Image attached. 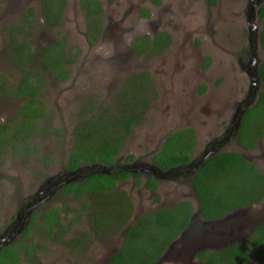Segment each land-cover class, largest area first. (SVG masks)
<instances>
[{
	"label": "rangeland",
	"instance_id": "374dc122",
	"mask_svg": "<svg viewBox=\"0 0 264 264\" xmlns=\"http://www.w3.org/2000/svg\"><path fill=\"white\" fill-rule=\"evenodd\" d=\"M43 1L0 0V76L9 82V91L13 93L23 77L10 59L9 32L13 26L20 24L30 9H34L36 15L34 50L65 38L68 49L74 54L79 49L81 55L69 66L72 78L66 84L58 83L50 74L44 76L47 85L41 100L47 106L52 121L49 125L39 124L38 136L31 142L30 151L33 153L36 150V154L26 161L0 155V230L6 226L12 214L14 195L31 194L37 184L67 163L75 129L85 118L111 106L128 77L147 72L153 80L152 104L146 119L135 129L122 151L124 157L133 155L143 158L145 164L151 163L152 157L160 149L161 140L171 132L192 128L200 145L203 141L208 142L207 133L220 132L226 121L225 116L220 118V129L214 122L203 125L208 112L216 109V105H211L214 101L217 103L218 98L221 105L225 98V112L232 111L235 100L244 95L249 86L248 80L241 76V93L238 97L227 94V86L222 88L231 82L225 81L226 58L231 55L226 47H233L236 43L234 38L242 37L241 24L237 26L236 33L230 36L232 15L239 11L244 0H222L215 7H211L208 0H163L162 7L155 11L149 22L141 16L144 9H151L152 12L148 0H116L113 3L100 0L105 9L104 27L107 33L95 44L88 35V22L80 7L82 0H67L65 17L57 28L46 25L42 17ZM241 16L243 18L244 14ZM158 22L162 23L165 32L171 34L172 45L160 56L137 57L131 49L133 40L141 35H151V24ZM260 55L264 60V52H260ZM207 58L211 63L205 69ZM233 86L232 83L231 88ZM90 98L95 100L96 105L91 107V111L80 115L84 103ZM20 102L22 100H15L13 95H0V125L19 109ZM42 128H47V132ZM257 149L246 153L232 144L224 150L252 157V163L264 173V161L259 162L264 156V148L260 151ZM44 158H48L49 162ZM146 181V175H139V178L119 185L133 199L135 217L184 201L193 206L195 204L187 181H163L156 193L145 187ZM50 207L62 208L67 223L80 219L67 239L78 237L82 232H91L89 216L81 211L79 202L60 195L40 210L45 211ZM119 240L120 234L106 242L94 241L91 246L71 251L65 245L38 236L35 242L39 253L34 264H103L110 254L120 248ZM22 264L30 263L24 261ZM251 264L260 263L253 261Z\"/></svg>",
	"mask_w": 264,
	"mask_h": 264
},
{
	"label": "trees",
	"instance_id": "16d2710c",
	"mask_svg": "<svg viewBox=\"0 0 264 264\" xmlns=\"http://www.w3.org/2000/svg\"><path fill=\"white\" fill-rule=\"evenodd\" d=\"M152 2L156 6L162 5V0ZM66 6L67 0H44L42 17L46 25L59 27ZM80 7L88 22V35L92 44H95L103 34V3L100 0H82ZM141 16L149 18L150 11L144 9ZM259 16L264 24V5ZM35 18V10L30 9L20 24L13 26L9 32L10 59L23 74L13 93L9 91V82L0 78V92L3 95H13L15 100H25L19 118L13 119L0 132V143L6 142L14 156H21L20 145H27L29 138L38 136L40 123L49 125L52 121L47 106L41 100L47 85L44 76L50 74L59 83H67L72 78L69 66L81 55L79 49L75 54L68 49L65 38L34 50ZM261 41L264 48V30ZM170 42L171 37L167 33H159L154 40L149 36L138 37L132 44V50L137 57H157L166 52ZM209 63L208 60L205 67ZM259 74L264 81V64ZM152 90L153 80L148 73L139 72L128 77L114 103L101 113L85 118L74 132L69 169L95 164H100L103 168L114 166L135 128L146 119L152 104ZM260 97L257 107L245 117L239 136V143L249 151L255 150L259 141L264 138V91ZM95 105V100L88 99L80 115L91 111V107ZM196 148V131L192 128L183 129L165 142L151 163L163 171H170L189 164ZM28 150L29 148L24 149L25 152ZM133 159L129 157L128 161ZM139 175L133 177L139 178ZM131 176L129 172L116 168L111 175L94 174L63 188L62 193L74 195L73 198L80 203L81 211L89 216L93 234L82 232L78 237L66 239L80 219L67 223L59 208L51 209L48 214L34 216V220L39 219L41 223L36 227L38 233L47 240L65 245L71 251L91 246L94 241L106 242L118 235L131 221L135 206L129 194L125 190H118L117 185L118 182L129 180ZM160 183L149 177L146 188L157 192L161 187ZM190 185L199 200L201 215L208 221L222 218L238 209L255 206L264 200V173L237 153H221L211 157L196 172ZM158 202L157 198L156 203ZM193 211L192 203L184 201L170 208L144 214L126 233L121 250L113 255L109 264H157L167 248L188 228ZM37 252L39 249L34 245L19 242L0 253V264H20L21 253L29 260ZM197 258L205 264H251L253 261L264 264V221L247 243L233 245L219 253L206 250L200 252Z\"/></svg>",
	"mask_w": 264,
	"mask_h": 264
},
{
	"label": "flooded vegetation",
	"instance_id": "af4514ba",
	"mask_svg": "<svg viewBox=\"0 0 264 264\" xmlns=\"http://www.w3.org/2000/svg\"><path fill=\"white\" fill-rule=\"evenodd\" d=\"M108 1L112 2L111 0H108ZM115 1H113V2H115ZM148 1L151 4L152 12H151V9H147L150 11V17L144 18V19H146V22H149L150 20H152L155 11L160 9L163 5V0H162V5H160V6H156L152 2V0H148ZM221 2H222V0H215L214 3H211L208 0V3L211 7H215ZM263 5L264 4H261L260 7L258 8V11H257V14H258V20L257 21H258L260 30H257L255 28V25H254L255 23L253 20V10L254 9L256 10L257 0H244V3L240 7L241 9L239 8V11H238L239 14L237 12V13H234V15H232V17L234 19L231 21L232 26L229 28L230 36H231V33L232 34L236 33L237 26H240V24H241L242 29H240V30H241V36L242 37H240V36H239V38L235 37L234 39L236 40V43H234V46L231 48L226 47V50L228 52H230L231 55L229 54V56L226 58L227 66H226V79H225V81H226V83H229V81H231V82L228 85H223L222 88H225L227 86L228 87V88H226L227 94L231 95V97H233L235 95H237V97H238L241 93V81L239 80V77L242 78L241 76L245 77V81L248 80L249 86H248L246 93L244 95L239 96L238 100H235V102L233 103V106H232V111H229V112L226 111L225 112V107L223 105V103L225 102V98L223 99V102L221 105L218 104L219 98L217 99V103L214 101V104L211 105V106L216 105V109L212 110L211 112L210 111L208 112L207 120L203 121V125L204 124L211 125L212 122H214L218 125V129H220V127H219L220 122H221L220 118L222 116L223 117L225 116L226 121H225V125L220 129V132L217 130L214 133H212L211 131H210V133H207V137L209 138L208 142L203 141L202 145H200V143L197 142L196 152L193 156V158L196 157L197 162L201 161V159L204 158L207 153L211 152L214 147L216 148V151H218L217 154H214V155H218L221 153H234V152H227L224 150L227 146H230L232 144L237 145L241 150H244L246 153L253 152L257 148H258L257 149L258 151H260L261 148H264V138L259 141L258 147L253 151L247 150L242 144L239 143V136L241 133L242 123H243L245 117L247 116L248 112L257 107V105L260 102L261 93L264 91V81L261 80L260 74H259L260 68L264 64V60L262 59V56L260 55V52H264V48L262 46V41H261V34L264 30V24H263V21L261 20V18L259 16V11ZM65 11H66V9H65ZM65 11H64L63 17H65ZM241 14H244L243 18L241 16ZM151 26H153V31H151V35H147V36H149L152 40H154L159 33L169 34L168 32H165L163 30L161 22H158V24H151ZM113 29H116L115 26H113ZM105 30H106L105 27H103V34L101 35V37H103L105 35ZM169 35H170V37H172L171 34H169ZM237 35H239V34L237 33ZM258 35L260 36V49H257V46H258L257 37H258ZM143 36H145V35H141L138 37H143ZM134 40H133V42H134ZM172 41H173V39H172ZM172 41H171L170 45L168 46V48H170V46L172 45ZM133 42H132V44H133ZM131 49H132V45H131ZM208 60L211 63V60L207 58V62H208ZM259 62H261V64L258 66L259 81L256 83L255 82V69H256V66L258 65ZM210 63H209V65H210ZM209 65L205 69H208ZM0 78L4 79L3 76H0ZM232 83L234 85L233 88H231ZM0 95L5 97V95H3L1 92H0ZM213 98H214V96H213ZM24 102H25V100H22V102H20L21 106L19 107V109L18 110L16 109V111L12 114V116L7 118V120L3 124L0 125V132L3 130V127L7 124H10V122L13 119L19 118V112H20V109L22 108V106L24 105ZM243 110H247V111H243ZM239 122L241 124H240V128L238 129L237 134H236V127L239 124ZM46 129L42 128V130H46ZM186 129H189V128H186ZM134 132H135V130H134ZM228 136H231V138L227 139ZM4 137H6V135L3 136L2 138H4ZM34 139H35V137L32 136L31 138L28 139L29 141H28L27 145H20L19 146V151H21V156H14L11 148H9V146L7 145L6 142L0 143V155L2 157L8 156V157H11L13 159L15 158V159L26 161V160L32 158L34 154H36V150L33 153H30L31 142ZM25 148H30V150L25 152L24 151ZM214 155H212L211 157H213ZM129 157H133L134 159L129 162L128 161ZM259 160H260L259 162L262 163L264 161V156H261V159H259ZM44 161L49 162L48 158H46ZM0 163H1V161H0ZM68 164H69V161H67V163L64 166L59 167L57 169V172H55L54 175L49 176L47 179H45L44 181L37 184L36 188L33 190V192L31 194L21 195V194L17 193L14 195V200L11 201V208H12L11 213L12 214L10 215V217L8 218V220L6 222V226L2 230H0V253L4 249L11 247L12 245L17 244L19 242H22L25 245H31L32 244L38 250L39 249L38 244L35 242L37 240V237L38 236L41 238H45V237L41 236L38 233L36 227L41 225V223H40L39 219L34 220V216H36V215L39 216L43 213L48 214L51 211V209L57 208V207H53V208L50 207L49 209H47L45 211H41L40 208L42 206L48 204V202L50 200H53L56 196H60V195L64 196L65 198L73 199V200L79 202L78 200L73 198L74 195L68 196L66 194H63L62 193L63 188H65L66 186L73 184L75 182L83 181L84 179H86L89 176L94 175V174H91V172L89 170L85 171V173L83 172L82 174H80V177L77 181L72 182V183L65 185V186H61L62 183H65L70 178H73V177H70V175L72 173H74L79 167H81V166H79L77 169L71 170V169H69ZM133 165L136 168H132L131 166H133ZM145 166H146V164L143 162V158H138L136 156L129 155V156H126L123 159L119 160L118 164L113 166V168H111V171L116 169V168L119 170L127 171L132 175L131 178L129 179V180H131V179H134V177H133L134 175H138V174L146 175V173L138 172L140 167H145ZM146 176H147V179L149 177H152L149 175H146ZM1 177H2V175H0V179H1ZM176 179H180L181 181L183 180V181L188 182L190 180V176L177 177L171 181H174ZM129 180L118 182L117 189L122 190L119 188V185L126 183ZM157 181H159L161 183L163 182L162 180H157ZM161 183H160V185H161ZM0 185H1V183H0ZM145 187H146V184H145ZM1 193L2 192L0 190V195H1ZM79 205H80V203H79ZM59 209L62 212L61 213L62 217H65V216H63L64 215L63 209L62 208H59ZM27 233H29V236L27 235ZM90 233L93 234L92 232H90ZM49 241L52 242V240H49ZM38 253L39 252L35 253L33 255L32 259L30 258L29 260L24 255V253H21L19 255L20 264H22V262H24V261L27 263L32 262V264H34V261H35L34 259H35V257H37Z\"/></svg>",
	"mask_w": 264,
	"mask_h": 264
},
{
	"label": "water",
	"instance_id": "95a60500",
	"mask_svg": "<svg viewBox=\"0 0 264 264\" xmlns=\"http://www.w3.org/2000/svg\"><path fill=\"white\" fill-rule=\"evenodd\" d=\"M261 4H264V0H257L256 10H253V20L254 25L257 30H260L258 24V8ZM105 33L107 31L105 30ZM258 46L257 49H260V36L258 35ZM261 62L258 63L255 69V82L259 81L258 77V66ZM69 82V81H68ZM62 84V83H61ZM66 84V83H63ZM247 111V110H243ZM241 121V120H240ZM240 122L236 127V134L240 128ZM180 131V130H179ZM178 131L171 132L167 134L160 143V149L155 153L157 155L163 148L165 142ZM231 136H228L227 139H230ZM216 148L214 147L211 152L207 153L201 161L197 162L196 157L192 161L178 168H174L170 171H163L157 165L152 163L146 164L145 167H140L138 172L146 173V175L152 176L155 180L162 181H171L177 177L190 176L188 184L191 188V181L195 177L196 172L200 171L202 167L207 163L210 157L214 154H217ZM123 153V152H122ZM120 154L116 160L118 161L123 159V154ZM250 153V152H249ZM154 155V156H155ZM240 155V154H239ZM153 156V157H154ZM243 156V155H241ZM152 157V158H153ZM248 161L254 162L252 157H245ZM69 161V159H68ZM114 165V166H115ZM130 167V166H129ZM132 168H136L134 165ZM113 168V166L111 167ZM111 168H103L100 164H95L92 166H81L74 173L70 175V178L65 183H62L61 186L68 185L72 182H75L79 179L80 174L85 171H90L91 174H107L111 175ZM192 190V188H191ZM156 193V192H155ZM194 211L188 228L167 248L162 258L157 264H205L198 260L197 256L200 252L210 251L219 253L233 245L240 243H247L252 237L254 231L259 227L264 221V200L255 205L244 209H238L232 213L226 214L222 218L216 220H205L201 215L200 203L197 196L194 194ZM134 217V218H133ZM129 224L119 233L120 234V248L115 250L113 254H110L103 264H109L113 255L118 253L121 250L123 240L126 233L131 229V227L137 222L141 216H133Z\"/></svg>",
	"mask_w": 264,
	"mask_h": 264
}]
</instances>
